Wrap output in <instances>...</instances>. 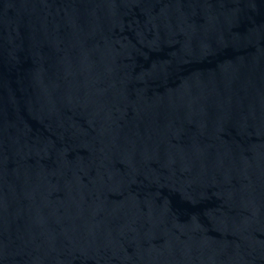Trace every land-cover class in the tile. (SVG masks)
Instances as JSON below:
<instances>
[{
  "label": "water",
  "instance_id": "1",
  "mask_svg": "<svg viewBox=\"0 0 264 264\" xmlns=\"http://www.w3.org/2000/svg\"><path fill=\"white\" fill-rule=\"evenodd\" d=\"M0 264H264V0H0Z\"/></svg>",
  "mask_w": 264,
  "mask_h": 264
}]
</instances>
